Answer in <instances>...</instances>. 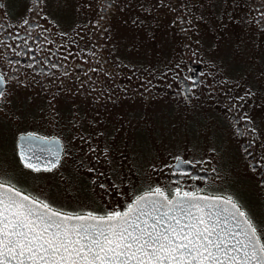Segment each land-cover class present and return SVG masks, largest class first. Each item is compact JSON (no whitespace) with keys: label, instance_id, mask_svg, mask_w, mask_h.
Instances as JSON below:
<instances>
[{"label":"flooded vegetation","instance_id":"flooded-vegetation-1","mask_svg":"<svg viewBox=\"0 0 264 264\" xmlns=\"http://www.w3.org/2000/svg\"><path fill=\"white\" fill-rule=\"evenodd\" d=\"M86 1L91 3L88 5L93 4L96 10L94 22L106 32L98 35L96 41L105 44L94 42L92 34L74 35L72 32L74 19L72 21L71 7ZM204 1L0 0V76L3 77V84L0 85V105L4 104V109L14 114L20 123L24 120V123H27L44 102L50 101L51 96L58 97L55 102L59 106L67 102L66 99L70 100L63 92L64 86L69 92H72L73 88L75 96L79 98L77 109L80 110L77 111V117L76 111L68 114V110L64 109L61 117L73 116V119L56 122L57 126L60 124L61 127L70 128L69 131L61 128L47 135L29 131L19 136L31 134L59 141L64 150L59 164L61 167L67 160V148L70 145L75 146L71 141L75 135L77 144L84 145L83 151L87 153V156H78L82 162L80 166L88 171V174L77 171L86 182L82 187L92 183L93 192L105 194L106 187H109L107 185L112 181L107 183L104 177L109 161L104 157L93 162L88 159H93L95 155L99 133L103 134V143L107 142L106 139L110 138L108 135L112 134V127L127 119L120 117L113 121L109 116L112 112L105 109L106 103L109 102L105 99L113 96L115 84L138 86L143 82L138 80L137 73L151 72V68H147L140 57L134 60L131 55L129 57L125 47L126 41L124 43L123 39L115 36V29L107 28L106 25L118 5H131L132 2L140 5L139 12L142 10L145 15L150 14L155 21L165 19L168 24H165L166 28L177 36V44L181 49L172 52L173 39L167 38L168 34L165 32L161 33V53L153 72L149 73L152 76L149 81L153 87H144L141 96L134 97L138 101L142 100L144 108L153 100L165 101L172 106L171 115L181 113L185 116L212 115L220 118L224 133L237 142V149L233 153L229 152L228 158L235 162L236 169L238 167L242 173L240 177L249 182L248 186H238V190L247 192L248 208L254 214L251 219L258 229L261 242L264 243V80L255 78L258 90L255 91L251 87V95L238 88L242 82L247 83L248 77L251 78L245 73L241 74L242 67L252 68L247 67L252 65L264 68V0H211L219 9V14L226 10L228 2L236 3L235 7L240 9L238 17L241 21L238 25L242 27L244 35L237 45L241 54H247L253 47L258 50L255 61L245 59L244 62L234 61L227 56L228 47L233 50L236 47L235 35L224 38L225 44L226 41L228 43L225 47L222 46L224 49L221 48L218 60L211 55L208 40L200 34L206 26L202 24V16H191L192 12L195 14V10L202 7ZM179 11L181 14H178ZM170 12L174 13L173 17ZM243 14L245 16L240 17ZM116 29L126 33L121 28ZM222 38L223 36L220 37ZM238 74L240 76L237 78ZM125 90L130 91V88L125 87ZM258 92H262V98H257ZM127 96L131 97V94L128 93ZM99 106L102 109L95 110ZM16 109H19L17 114L12 112ZM219 109L222 110L217 111ZM168 118L165 119L168 121ZM145 139L146 137L139 135L133 141V146L141 148L140 161H145L146 156L150 154ZM219 139L220 143L217 145L222 150L223 139ZM204 158L199 154L168 157V164L155 175L158 179L151 180L154 175L152 171V174L147 173L150 178H139L137 183L127 186L134 197L129 203L122 201L117 210L113 211L114 208L111 209L103 203L104 210L100 209V213L94 214L106 215L108 212L124 211L137 196L151 192L157 187L169 198H172L177 187L182 191H198L203 195L231 196L229 189L224 190L227 187L221 189L211 182L218 177V172L213 164ZM239 164L242 165L238 166ZM136 169L140 176L145 173L138 164ZM109 191L108 189L106 194ZM82 192L86 197L92 198L89 190L82 189ZM30 196L47 203L37 196ZM113 199L117 200L116 197ZM233 200L241 206L235 198ZM241 208L244 210L243 206Z\"/></svg>","mask_w":264,"mask_h":264},{"label":"rangeland","instance_id":"rangeland-1","mask_svg":"<svg viewBox=\"0 0 264 264\" xmlns=\"http://www.w3.org/2000/svg\"><path fill=\"white\" fill-rule=\"evenodd\" d=\"M211 2V0H205L201 4L202 7L199 10H195V14L191 13V16L196 17L198 14L202 16V24L206 26L204 30L200 31V34L208 40V49L210 50L211 46V55L218 60L217 56L221 52L222 46L225 47L228 43L226 41L225 44L224 38L235 35L236 47L234 50L232 47H228L227 56L237 62L239 60L244 62L245 59L247 61H255L258 52L255 47L251 51L246 52L247 54H241L237 45L241 42L244 35L242 27L238 25L241 20L238 17L240 9L235 7L237 4L232 2L229 4L228 2L226 10H222V14H219V9L212 4L214 2ZM88 4L91 3L86 1L71 7L72 21L74 19L72 32L74 35L92 34L94 42H97L98 35L106 34V32L94 22L96 10L93 4ZM138 8L141 9V6L133 2L131 5H118L115 8V14L113 13L106 27L115 29L114 35L123 39L124 43L126 41L127 54L129 57L131 55L132 60L140 57L144 65L147 68H151V72H153L155 64L158 63V55L161 53L160 39L163 37L161 33L165 32L168 35H172H167V38H171L174 41L172 52L180 50L181 47L177 44V36L166 28L168 24H166L164 18L155 21L150 14L145 15L142 10L139 12ZM206 12L207 14L205 15ZM178 14H181V12L179 11ZM170 15L173 17L174 13L170 12ZM244 16L243 14L240 17ZM173 20L176 19L173 18ZM116 28H121L126 33ZM221 36H223L222 39H220ZM97 43L105 44L102 42ZM260 47L261 45L258 46V48ZM89 48L91 46L87 48V51ZM247 67L252 68L243 69L242 67L241 74L245 73L251 78L248 77L247 83L242 82V84L238 85V88L241 91H247L251 95V87L255 91L258 90L255 78L264 80V68L252 65ZM149 73H137L138 80L143 82L138 86L131 85L130 87L115 84L113 96L105 99L109 101L106 103L105 109L112 112L109 116L113 121L120 117H127V119L112 127V134L108 135L110 138L106 139L107 142L103 143V134L99 133L95 155L92 154L94 155L93 159L91 157L88 159L89 162H93L95 159L100 161L104 157L105 160L109 161L104 171L107 183L112 180L107 185L109 187H106V192L108 189L110 190L107 194L106 192L105 194L93 192L91 190L92 183L89 186L87 185V187H82L86 182L82 180L83 177L81 175L77 174V171H83L86 174H88V171L83 166H80L82 162L78 156H87V153H84V145L77 144V137L73 135L74 133L71 141L76 148L71 145L67 148L65 155L67 160H65L66 162L64 161L61 167H57L56 170L52 172H32L24 168L19 162L16 142L20 134L35 131L41 135H47L61 128H66L67 131L70 130V128L61 127L60 124L56 125L57 121L63 122L73 119V116L61 117L62 110H68V114L71 111L74 113L76 111V117L77 111L80 110L77 109L79 98L75 96L76 92H74L73 88H71L72 92H69L70 90H67L65 86L63 92L68 95L70 100L66 99L67 102L59 106L55 102L58 97L51 96L50 101L48 103L44 102L38 112L34 113V117H31L27 123H24L25 120L20 123V120L15 118L14 114L4 109V104L0 105V182L8 183L19 190L27 192L29 195L37 196L61 212L70 214L100 213V209L104 210L103 203L111 209L114 208L112 209L113 211L117 210L116 208L122 201L129 203L134 199L132 197L133 193L128 191L127 186L130 183H137L139 178H150L147 173L149 174L150 172L152 174V171H154V175L151 180L158 179L155 175L168 164L170 160L168 157H177L179 154L180 156L199 154L201 158L205 157L204 159L208 160V163H212L218 172V177L211 181L215 184L214 186L221 189L227 187L224 190L229 189L230 195H234L233 198L244 207V211L250 218L251 215L253 217L254 214L248 208L247 192L238 190L241 186H248L249 182L245 178L240 177L242 173L238 167L236 169L235 162L228 158V153H233L237 149V142L231 139L230 135L224 133L221 128L220 118L212 115L185 116L181 113L171 115L172 106L160 99L149 102L144 108V105L141 104L142 100L138 101L135 97L141 96V91L144 87H153V84H150L151 81H149L152 78ZM239 76L238 74L237 78ZM125 87H129L130 91L125 90ZM128 93L131 94V97L127 96ZM261 93H257L258 99ZM262 96H264V93H262ZM100 109H102L101 106L95 108V110ZM220 110L222 109L217 111ZM12 112L17 114L19 109ZM166 117H169L168 121L165 119ZM139 135L146 137L144 141H147L150 148V154L146 156L145 161H140L139 158L141 148L133 146V141ZM217 137L218 139H216ZM220 137L223 139L224 147L222 150L217 145L220 143ZM136 164L145 171L141 176L138 174ZM241 165L239 164L238 166ZM82 189L89 190L88 193L92 198L86 197ZM113 197H116L117 200H114Z\"/></svg>","mask_w":264,"mask_h":264},{"label":"snow or ice","instance_id":"snow-or-ice-1","mask_svg":"<svg viewBox=\"0 0 264 264\" xmlns=\"http://www.w3.org/2000/svg\"><path fill=\"white\" fill-rule=\"evenodd\" d=\"M0 264H264V243L231 196L157 187L124 211L72 215L0 182Z\"/></svg>","mask_w":264,"mask_h":264},{"label":"water","instance_id":"water-1","mask_svg":"<svg viewBox=\"0 0 264 264\" xmlns=\"http://www.w3.org/2000/svg\"><path fill=\"white\" fill-rule=\"evenodd\" d=\"M0 94H1V88H0ZM63 152H64L63 146L57 140L43 139V138H39L31 134L21 135L18 138L17 154L23 166H24L25 161L21 160V155H24L26 159L28 157H31L30 162L34 164H39L41 166V171H49V170H44L45 165H48L50 167V170H52L60 164ZM53 163L55 164L54 167L51 166ZM5 185L8 187H12L7 184ZM20 192L23 195H27L22 191ZM200 195H203V194H200ZM210 197H216V196H210ZM80 215H84V214H80Z\"/></svg>","mask_w":264,"mask_h":264}]
</instances>
